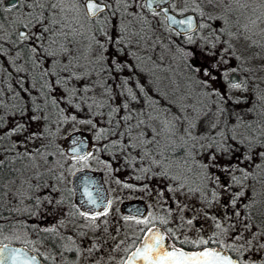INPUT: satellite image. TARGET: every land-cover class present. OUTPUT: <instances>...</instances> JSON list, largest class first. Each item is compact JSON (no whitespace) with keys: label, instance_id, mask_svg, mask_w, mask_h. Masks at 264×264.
<instances>
[{"label":"snow or ice","instance_id":"6c2138e0","mask_svg":"<svg viewBox=\"0 0 264 264\" xmlns=\"http://www.w3.org/2000/svg\"><path fill=\"white\" fill-rule=\"evenodd\" d=\"M172 4L173 0H146L144 4H138L137 0H114V3L102 0L97 4L95 0H15L14 3L4 4L0 0V56H7L10 62L15 66L16 73H23L16 79L20 90L25 93L29 99L26 100L21 91L8 84L11 96H7L0 87V129L7 127L9 123L7 117L24 116L29 110L33 115L29 117L32 121L48 120L49 117L44 115L48 109V100L51 97L53 106L59 107L61 102L67 105L59 107L61 119L56 122V131L62 124L80 123L91 125L94 130L98 125L95 121L96 116L103 117L105 113L98 111L108 108V127L100 128L96 132V140H107L108 143L103 145L104 149L111 152V160H118L121 156L124 159L121 167L132 166L137 172V180H146L158 178L167 181V191L172 194H182L185 196L198 197L202 207L199 209L203 212L205 218L213 222L215 231L210 235L204 236L200 233L203 229H197L198 235L192 238L183 234V227L186 223L188 226H194V220L185 219L181 216V223L177 229L170 227L174 219V210L171 207L164 209L162 214L156 215L148 213L144 215L140 209H133L132 214L125 215L122 219L127 223L131 222L137 227L134 229L136 235L126 237L115 244L110 251L120 252L122 255L116 264H264V220L256 226L259 230H253L254 215L252 210L257 204L264 201L256 199L264 192L257 193L253 189V196L248 204L243 207L247 214H242L237 201L245 195L244 189L247 187L245 181L257 177V173L249 172L246 168L240 167L239 164L219 163L223 157H231L234 151H239L235 144L243 146L246 150L243 152L244 161H253L254 157H259L260 163L255 164L257 170L264 172V121H258L253 126L252 123L237 118L236 123H230L225 117V109L218 107L217 112L213 114L208 101L213 96H219L224 99L220 93L213 89L208 91H197V99L192 100V94L182 96L179 99L169 98L167 92H161L157 89V96H151L146 91L143 84L137 81L135 87L139 88L137 93L133 87L129 86L132 76L124 78L119 85L120 96L124 99L121 103L111 104L109 101L113 98L111 86L100 85L104 88L102 96L106 99H97L93 93L96 85L92 83H81L91 80L92 72L95 70L91 66L98 65L101 71L113 70L116 73L124 71L125 67L132 69V75H135L133 65H126L118 58L119 54H126L125 48L131 46L133 42L139 45L141 40L147 41L151 37L141 35L139 31H133L131 35L138 37L137 40H127L125 36L129 28L134 27L133 21L139 20L145 24H150L140 13H133L130 9L133 6L146 7L152 11L153 16L160 13L153 9V5L159 8L161 5ZM121 8L123 9L121 11ZM110 10L108 15L105 10ZM165 19L169 24L178 29V34L186 37L188 44L200 43V48L206 57H217V49L220 55L212 63V68H218L220 63H227L224 54L237 55V49L240 47H260L264 48V0H184V7L178 10L181 17L176 19L168 15L169 8L161 9ZM8 13V15H4ZM101 13H105L101 18ZM120 13L119 31L121 33L115 40L106 30L112 26V17ZM193 13L194 15H186ZM81 14L87 18L89 24L87 28L82 21ZM127 24L124 23L127 17ZM199 18L198 21L196 18ZM5 21L8 22L7 28L14 29L15 39H12V32L7 31ZM143 31V29L141 30ZM199 33V34H197ZM101 37L106 38L108 44H115L118 51H113L111 57L106 55L108 47ZM3 42L11 43L12 48H6ZM159 44L160 41H156ZM155 46V45H154ZM30 53L28 61L31 62L34 75L29 81L28 70L23 64H18L21 60L23 49ZM18 49V50H17ZM15 50V56L10 53ZM176 51L182 60H194L196 53L190 49L178 46ZM99 52V56H97ZM135 55V53H133ZM111 59V64L107 63ZM151 59V58H150ZM81 60L86 63H81ZM155 63V61H153ZM189 79L198 85V89H207L210 87L207 79H201L199 74L202 72L203 77H210L215 80L216 77L208 67L197 66L194 62L188 64ZM234 71V70H233ZM7 69L0 64V85L6 83L4 73ZM8 79H14L11 73H7ZM39 81L40 87L36 88ZM30 86H26L29 84ZM232 89H241L240 83L232 82ZM35 90L38 95H33ZM59 91L61 95L56 96ZM140 93L148 97V102L144 107L136 108L134 103L139 104ZM8 100H14L16 103L11 106ZM239 102V101H237ZM218 102L212 100V104ZM87 106L91 112V117L87 120H78L73 114H68L69 109L81 111ZM14 111H9V108ZM123 113V115H121ZM214 116V118H212ZM210 121L204 130L201 125ZM223 122V127L221 123ZM113 123L115 127H112ZM28 126L22 121H16L15 126L8 128L0 134V142L6 139L10 141L8 151H15V156L11 158L14 163L16 159L27 158L31 161V167L39 169L40 164L37 162V156L43 160L47 173L50 174V180L54 179L58 183L63 181L64 174L62 169L71 167L82 171L89 167V161L97 159L95 153L85 152V142L82 139H73L71 155H68L59 145H55L52 151H48L53 146V137L56 134L49 124L44 132L32 133L27 137L29 140L44 138L48 140L47 144L42 145L44 151L36 148L33 151L25 150L23 153L16 151L18 141L11 140L14 135L22 134L27 131ZM115 137V139H113ZM206 149V150H205ZM5 149L3 143H0V156H3ZM67 156V159L64 157ZM55 157L53 160L52 158ZM8 157L0 158V181L3 179V171ZM111 160L101 161L109 171L113 169ZM212 168L230 176L228 183H222L220 176L211 172ZM14 172H20L19 169H11ZM239 172L241 175L237 176ZM59 173V175H57ZM44 172L35 171L22 180H12L10 183L19 184L15 193L16 203L9 208L10 213L27 218L43 219L41 211H47L48 207H54L60 211L63 205L62 198L56 199L51 195H40L43 189L52 188L58 191L49 181H42ZM85 186L84 196L86 200L82 203L92 206V209L102 208V211H81L79 208L76 212L85 223L83 227L92 232H96L101 224H107L108 217L113 201L103 196L102 189H96V195L88 190L94 182L90 177L85 176L82 180ZM121 183V181H117ZM214 185V187H210ZM240 186V191L233 192V188ZM7 185L0 182V188ZM126 188H133L134 185L125 184ZM143 187H146L144 185ZM231 193L229 203L234 209V221L225 223L216 215H209L208 209L217 204H221V192ZM11 189L8 192L0 193V264H39L38 256L30 254L38 252L36 244L43 245L44 241H51L53 247L61 249L59 255L63 258L64 252H75L76 255L82 256L83 249L72 236L65 237L60 231L64 227L65 221L61 219L58 225L43 227L37 223H28V219L13 220L3 215V206L6 203H12ZM158 195L165 197L161 190ZM177 208L180 212H195L196 209L185 204L180 206L176 201ZM221 207L227 209V204H221ZM68 216H75L76 213H67ZM227 220H233V214L225 213ZM256 215L264 217V210L256 209ZM242 226V227H241ZM23 229L25 237L31 232L42 236L38 240L25 239V245L28 247H13L11 241L20 240L16 233ZM103 231L107 232L105 227ZM119 232L120 229H117ZM181 235H177V232ZM9 233L6 235L5 233ZM81 237L85 232H79ZM115 240V237H113ZM7 240L8 243L3 241ZM60 241L62 243H57ZM183 245L184 247H180ZM185 248H191L192 251H186ZM102 245L96 241H91L87 248L89 255L101 251ZM50 264H57L55 253H39ZM103 259V258H102ZM116 257L109 255L106 264H111ZM64 264H69L64 259ZM100 264V261H97Z\"/></svg>","mask_w":264,"mask_h":264},{"label":"trees","instance_id":"16d2710c","mask_svg":"<svg viewBox=\"0 0 264 264\" xmlns=\"http://www.w3.org/2000/svg\"><path fill=\"white\" fill-rule=\"evenodd\" d=\"M3 5H0V8H2ZM108 15L110 14V11H105ZM138 13L142 14L150 24H145L139 20H135L133 22L134 27H130L127 35L125 36V43L127 44L128 39H132L133 41L137 40L138 37H133L131 33L133 31H139L141 35H146L147 37H151L147 41V48H145V41L141 40L139 42V45H137L135 42L131 44V46L125 48L126 54H119L118 58L121 62H126V65L130 64L133 65L135 68V75H132V69L125 67L124 71L116 73L114 70L109 73L108 71H101L98 65L91 66L95 70L92 72L91 80H85L84 82H77V85L79 86L81 83H92L96 85L95 90L93 93H90L89 95H95L97 99H106V96H102V93H104V88L100 87V85H108L111 86L112 92L114 93L113 98L109 101V103L115 105L118 103H121L124 99L123 96H120V87L119 85L123 82L124 78L128 76H132L129 86L133 87L134 90L139 93V88H136L135 85L137 81H139L141 84L144 85L146 91L151 96H157V89H159L161 92H167L169 98L172 99H179L182 96H186L189 93L192 94V100L195 102L197 99V91H208L211 92L213 89L217 90L220 93V96H223L224 99L221 100L219 96H213L212 100L217 101V104H212V100L208 101L209 107H211L213 114L217 112L218 107H223L225 109L224 117L232 124L236 123L237 118L250 122L255 127L256 123L258 121H264V83L260 85H250V89L247 90L248 94L245 93V87L244 82L241 83L243 86L241 89H235L234 91L231 90L227 86V82L230 85L228 79H226L223 76L225 68L222 67L219 70L217 68H212V63L209 62L203 65V67H208L212 74L216 77L215 80H212L210 77H203L202 72L199 74L201 79H207L209 81L210 87L207 89H198V85L193 83L189 79V68L188 64L192 62V60H182L179 56V53L176 51L177 47H183L185 49H190L193 52H196V48L200 45L199 41L196 44H188L186 42V37L182 34L175 33L171 28L167 27L163 20H158V17L153 16L151 11H138ZM105 13H101V18H103ZM6 15V13H4ZM82 21L84 22L85 28H87L88 24L86 25V18L83 17V14H81ZM85 21H84V20ZM120 17L119 15L112 18V26H109L106 30L110 33V35L113 37V40H115L118 36L121 35L119 31V24H120ZM8 22L5 21V25L7 28ZM143 29V31H141ZM7 31L12 32V39H15L14 35V29L13 28H7ZM199 34V33H197ZM101 39L104 40L106 46L108 47V52L106 55L111 57L113 51H118L115 47V44H108V41L106 38L101 37ZM156 41H160L159 44H156ZM4 46L6 48L11 49L12 45L8 42H3ZM199 43V44H198ZM155 45V46H154ZM18 50V49H17ZM135 53V55H133ZM97 56H99V52L96 53ZM11 56H15V50H13L10 53ZM30 55L29 51L25 48L22 51V59L18 60V64H23L24 67L28 70L29 73V81L31 79V76L34 75V70L32 68V64L30 61L25 63V61L28 60V56ZM151 58V59H150ZM155 61V63H153ZM81 63H86V61L81 60ZM111 64V59L107 62ZM0 64L3 65L4 68L7 69V72L4 73V79L6 81L5 84L0 85V87H3V91L7 96H11L12 93L9 91L8 84H12L14 88L17 90H20L19 85L16 83V79H18L20 76H23V73H16L14 71V65L10 62L9 58L7 56H0ZM222 66V65H220ZM225 66V65H223ZM7 73H11L13 78L12 80L8 79ZM215 82H219V85H216ZM221 83L223 84L222 87ZM26 86H30L29 84H26ZM40 87L39 81L36 83V88L38 89ZM21 95L25 97L26 100L29 99V97L23 93L22 90ZM33 95H38V93L33 90ZM56 96L61 95L59 91L55 93ZM140 103L136 104L134 103L133 106L136 108L144 107L148 102V97L145 96L143 93H140ZM239 101V102H237ZM7 103L11 106L12 104L16 103L14 100H8ZM59 107H65L67 108V105L61 102ZM59 107L53 106L51 103V97L48 100V109L44 113L47 117H49L48 120L43 121H32L34 124L37 125V128L32 133L37 132H44L45 136L48 135V133L45 131L46 127L50 124L51 128L56 131V122L61 119L59 115ZM9 111H14L11 107L9 108ZM98 111H103L105 115L103 117L96 116L94 119L97 122V129L94 130L91 125L83 124L84 129H86L89 133V137L93 143V148L91 150L95 153L100 154V160L101 161H109L111 160V152L107 149L103 148L104 144H107V140H96V132L99 131L100 128H107L109 125L107 123L108 119V108L100 109ZM75 114L78 117V120H87L91 117V112L88 110L87 106L84 107L81 111H76L75 109H69L68 114ZM33 115V112L29 110L24 116L16 115L11 116L9 115L7 117L8 121L14 120V119H28ZM123 115V113H121ZM214 118V116L212 117ZM210 121H206L204 124L201 125V130H204L207 126V124ZM63 125V124H62ZM61 125V126H62ZM60 126V127H61ZM13 126H10L9 123L7 124V127L4 129H0V134H2L4 131H6L8 128H11ZM112 127H115V124L113 123ZM221 127H223V122L221 123ZM59 131H56L55 136L53 137V146L48 148V151H52L53 147L55 145H59L61 149L62 146L59 143ZM31 133V134H32ZM25 138L22 134L14 135L11 137V140L18 141L19 144L17 146L16 151H19L23 153L25 150L33 151L36 148H40L41 151H44V148L42 145L47 144L48 140L44 138L29 140V144L32 145L31 148H24L21 146L22 139ZM115 139V137H113ZM0 143H3L4 145V153L3 156H0V158H4L5 156L9 159L6 160L5 168L3 171V179L2 182L5 180L8 176H15L18 177L23 171H25L28 168L31 167V161H29L27 158L24 159H16L14 163L11 162V158L15 156V151H8L7 149L10 147V141L7 139L5 141H2ZM235 145L236 148H239V151H234L235 154V164H239L240 167L246 168L249 172H256L258 175L254 179H249L245 181V184L247 187L244 189L245 195L240 198L239 201H237V205L240 207V211L242 214H247V210L243 207L244 204H248L250 199L253 196V189L256 190L257 193L264 192V172L261 170H257L255 168V164L260 163L259 157H254L253 161H244L242 159L243 152L246 150L243 146L239 144H235V142H231ZM64 150V149H63ZM206 150V149H205ZM65 151V150H64ZM233 154V153H232ZM66 157V156H65ZM40 159V158H39ZM55 159V158H54ZM41 161V159H40ZM43 161V160H42ZM102 163V162H101ZM112 168H119L123 172V176L126 177L128 180L125 182H122L123 185L125 184H136L139 186L144 185H150L152 183L159 182L160 179L158 178H152V179H146V180H137L135 177L138 174L135 172L131 165L127 167H121L124 163V159L121 156L118 160H111ZM103 167L107 168L105 166V163H102ZM233 164V165H235ZM40 167L45 168L43 162H41ZM11 169H19L20 172H14L11 171ZM215 169H211V172L214 173ZM217 176H220L222 183H228L230 180V176L225 174L222 171H217L215 173ZM237 176H240L241 174L239 172L236 173ZM164 183V186L162 188H165L163 190L166 192V200L162 198L163 204H165V201L172 200L174 194L167 191V181H162ZM210 187H214V185H210ZM221 192V204H227V209L221 207V204L215 205L212 209L213 214L216 215L221 222L225 223V226L228 223H231L234 221V209L229 203V199L231 196V193H224L222 190L217 189ZM240 186H236L233 188V192L240 191ZM171 195V196H170ZM185 196V195H183ZM198 200L199 198L196 197ZM161 199V197H160ZM256 199L264 201V195H259L256 197ZM256 209L264 210V203H260L256 205V208L252 210L254 215V221L253 230H259L258 225L261 224V221L264 220V217L256 215ZM233 214V220L229 221L226 218L225 213ZM174 216V212H173ZM174 220V219H173ZM173 220L171 223H173ZM212 225V232L215 231L213 222L211 221ZM171 226V225H169ZM242 227V226H241ZM211 232V233H212ZM210 233V234H211ZM209 234V235H210ZM184 247L183 245H181Z\"/></svg>","mask_w":264,"mask_h":264},{"label":"flooded vegetation","instance_id":"af4514ba","mask_svg":"<svg viewBox=\"0 0 264 264\" xmlns=\"http://www.w3.org/2000/svg\"><path fill=\"white\" fill-rule=\"evenodd\" d=\"M102 2V0H96ZM144 0H137L138 4H144ZM108 3H114V0H105ZM169 9L174 11L170 4H168ZM153 9L160 13L159 8L153 6ZM123 9H121L122 11ZM110 11V10H105ZM130 11H151L146 7H136L133 6ZM152 12V11H151ZM161 16V13H160ZM162 17V16H161ZM163 20V18H162ZM234 72V71H231ZM237 83H241L240 76L237 74V78L235 80ZM247 90L250 89V84H245L244 86ZM76 137H73L74 139ZM68 143V141H67ZM66 152V151H65ZM68 155L71 153L66 152ZM55 157L52 159L54 160ZM67 159V156L64 157ZM41 164V163H40ZM115 169V168H113ZM35 171L44 172L45 175L42 177V181H49L50 174L47 173L46 167L39 169L28 168L23 171L18 177L8 176L3 181V184L7 185L5 188H0V193L8 192L11 189L10 195L12 196V203H6L3 206V215L5 217H10L13 220L19 219L24 220L28 219V223H37L43 227H49L53 225H58V222L63 219L65 221L64 227H60L59 231L65 236H72L78 244L81 245L83 249V255L77 256L75 252H64L63 258L59 255L61 249L59 247H53L51 241H44L43 245L36 244L35 247L38 249V252H32L38 256V260L41 264H50L49 260H45L43 256L39 255V253H55L57 264H64V259H67L69 264H97V261H100V264H106L108 260V256L116 257V260L112 261L111 264H116V261L119 260L122 253L120 252H112L110 251L115 247V244L121 240H125L126 237H133L136 235L134 229L137 227L131 222H125L122 217L125 215L132 214L133 209H140L144 215L148 213H154L156 215H160L163 212V207L165 204L162 203L161 199H158V203L154 204L153 202L147 201L145 196L140 195V190H137V187L126 188L122 183H117L120 179L118 178L119 171L112 170L109 171L108 168L98 167V168H85L82 171H78L71 167H66L62 169L64 178L63 181L58 183L56 180H50V183L58 189V191H53L52 188L43 189L40 195H51L56 199L62 198L64 203L60 206V211H57L54 207H48L47 211H41V216L43 219L36 218H27L25 216H18L15 213H10L9 208L12 207V204L16 203L15 193L19 184L12 185L10 181L12 179L22 180L23 178L31 175ZM59 175V173H57ZM87 176L90 177L94 182L92 186H89L88 190L92 192L93 196L96 195V189H102V195L105 196L108 200H112V208L110 209L109 216L101 219H107L108 223L101 224L100 228L94 233L88 228L83 227L86 221L83 220L76 212V209L79 208L81 211H102V208L92 209L91 205L82 203V200H86L84 196L85 186L82 183L83 178ZM15 187V188H13ZM67 213H76L75 216H68ZM4 221H0L3 223ZM107 228V232L103 231L104 228ZM117 229H120L118 232ZM30 235L25 237V233L23 229L18 230L16 233L20 236V240H12L11 243H15L21 245L22 247L31 248L32 245H25V239L29 240H38L42 236L47 235L45 233H41L39 236L36 233L31 232V229L28 230ZM85 232V236L81 237L79 232ZM8 235L9 233H5ZM115 237V240L113 239ZM2 239V237H0ZM6 242H9L5 240ZM3 241V242H5ZM91 241H96L97 243L102 245V250L94 252L92 255H89L87 252V248L90 246ZM57 243H62L57 241ZM180 247H182L180 245ZM103 258V259H102Z\"/></svg>","mask_w":264,"mask_h":264},{"label":"rangeland","instance_id":"374dc122","mask_svg":"<svg viewBox=\"0 0 264 264\" xmlns=\"http://www.w3.org/2000/svg\"><path fill=\"white\" fill-rule=\"evenodd\" d=\"M173 3L175 4V8H173V5H171V7L173 8L175 13H178L179 9H182L184 7V0H173ZM122 9V8H121ZM133 13H137L138 11H131ZM6 15H8V13H6ZM101 15V14H100ZM111 15V12L110 14ZM119 15L120 17V13H117V16ZM102 16V15H101ZM116 17V16H115ZM156 17V16H155ZM158 20H162V17L159 15H157ZM113 18V17H112ZM132 19L131 16L127 17V19H125L124 23L127 24L128 20ZM198 17H197V21H198ZM84 20V19H83ZM85 21V20H84ZM120 22V21H119ZM134 22V21H133ZM84 23V22H83ZM89 24L87 18H86V22L85 24ZM86 24V25H87ZM199 44V43H198ZM196 56L194 58V60H192L191 63H195L197 66H202L206 63L209 62H213L216 59H218L219 55H220V51L219 48L217 49V57H206L203 52L201 51L200 45L198 46V48H196ZM237 55L241 57V59H237L236 55H229V54H224L225 59H227V63H220V66L217 68L218 70L222 67L225 68L223 76L228 79V74L234 70V72L236 74H238L240 76V80L241 83L244 82V86L245 84H250V85H260L262 83H264V48H260V47H240L237 49ZM225 65V66H223ZM231 85V82H229ZM240 83V84H241ZM216 85H219V82H215ZM222 83L221 86L222 87ZM230 85L227 82V86L231 89V90H235L232 89L230 87ZM245 93L248 94L247 89L244 90ZM16 121H22L23 123H25L28 128L27 131L23 133V136L25 138L22 139L21 146L24 148H31L32 145L29 144V139H27L28 136L31 135L32 132H34L37 128V125L34 124L33 122H30V119H14V120H10L9 121V125L10 126H15ZM83 124H80L78 122L76 123H67V124H63L60 127V131H59V143L62 146V148L65 150V147L67 146V141H68V137L70 133H79V134H85L88 138V149L86 152H93L91 150V148H93V145L95 143H93L89 137V133L86 129H84ZM95 153V152H93ZM235 152H233V154L231 155V157H223L219 160V163L222 165L225 164H235ZM97 159L95 160H91L89 161V168H98V167H103V164L101 163L100 160V154L95 153ZM40 157L37 156V162L40 164L42 161H40L39 159ZM117 169V168H115ZM215 170L214 173H216L217 171H219V169L217 168H213ZM122 170H119V174H118V178L120 179L121 183L127 181L128 179L126 177L123 176L122 174ZM14 180V179H12ZM17 180V179H16ZM123 184V183H122ZM15 185V184H12ZM17 185V184H16ZM134 185L135 187H137V190H140V195L145 196V198L147 199V201L153 202L154 204L158 203V199L160 200V196L158 195V193L161 190H165V188H162L164 186V183L161 182V180L159 182L156 183H152L150 185H146V187L143 186H139L136 184H131ZM15 188V187H13ZM165 196L166 195V192ZM171 196V195H170ZM173 198L172 200H167L165 201V205L163 207V209H167L168 207H171L174 210V220L173 223H170V227H172L173 229H177L178 226L181 223V216H183L185 219H191L193 218V216H197L198 218L194 220V226H188L186 223L184 224L183 227V234L188 235L192 238H195L198 233H197V229H203V232L200 233L201 235L204 236H208L211 232H212V225H211V220L207 219L204 217L203 212H200L199 209L202 207V205L200 204V201L195 197H191V196H183L182 194H175L172 195ZM161 201L163 203V200L161 198ZM176 201L180 202V206L183 207L185 204L189 205L190 207H193L196 209L195 212L193 211H188L187 209L184 212H180L179 209L177 208V204ZM209 215H214L212 209H208ZM181 232H177V235H181ZM5 241V240H4Z\"/></svg>","mask_w":264,"mask_h":264},{"label":"water","instance_id":"95a60500","mask_svg":"<svg viewBox=\"0 0 264 264\" xmlns=\"http://www.w3.org/2000/svg\"><path fill=\"white\" fill-rule=\"evenodd\" d=\"M14 2H15V0H4V4H5V5H6V4H11V3H14ZM95 2H96L97 4H100V3H101V2L96 1V0H95ZM143 2L145 3L146 0H144ZM153 6H155V5H153ZM164 7L169 8L167 2L159 7V10H160L161 16H162V18H163L164 24H165L167 27L171 28L175 33L178 34V29H176L174 25L169 24L168 21L165 19V15H164V13H163L162 10H161V9L164 8ZM168 15L174 16L176 19H180V18H181V17L179 16L178 13H175L174 11H172V10H170V9H169V13H168ZM186 15H194V14H193V13H186ZM196 19H197V18H196ZM236 78H237V74H236L235 72H230V73L228 74V80H229L230 82H235ZM73 137H76L75 139H82V140H84V142H85V149H84V151L86 152L87 149H88V143H89V142H88V138H87V136H86L85 134H79V133H70V134H69V137H68L69 139H68L67 146L65 147V151L68 152V153H71V149H72V147L74 146V145H73V139H72ZM4 243H8V242H4ZM12 246H13V247H21V248H23L21 245H18V244H15V243H12ZM185 250H186V251H192L193 249H191V248H188V249L185 248ZM30 254L35 255V254L32 253V252H31ZM38 261H39V260H38ZM39 264H41L40 261H39Z\"/></svg>","mask_w":264,"mask_h":264}]
</instances>
